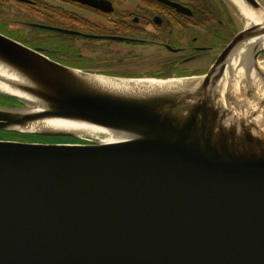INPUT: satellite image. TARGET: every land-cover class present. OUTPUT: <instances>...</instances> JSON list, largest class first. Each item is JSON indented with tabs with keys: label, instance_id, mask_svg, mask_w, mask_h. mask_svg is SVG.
I'll list each match as a JSON object with an SVG mask.
<instances>
[{
	"label": "water",
	"instance_id": "1",
	"mask_svg": "<svg viewBox=\"0 0 264 264\" xmlns=\"http://www.w3.org/2000/svg\"><path fill=\"white\" fill-rule=\"evenodd\" d=\"M230 1L242 31L207 73L163 84L72 68L0 33V84L15 91L0 96L17 103L0 105V131L80 141L0 139V264H264V6Z\"/></svg>",
	"mask_w": 264,
	"mask_h": 264
},
{
	"label": "flooded vegetation",
	"instance_id": "2",
	"mask_svg": "<svg viewBox=\"0 0 264 264\" xmlns=\"http://www.w3.org/2000/svg\"><path fill=\"white\" fill-rule=\"evenodd\" d=\"M105 1L112 4V11H101L69 0H0V28L8 27L13 31L35 33L37 38L50 39L48 47L34 49H43L51 59L85 72L126 78L166 79L207 73L244 27H235L241 21V14L230 0ZM15 5L25 6L27 14L20 18L16 16L15 20L1 16L5 13L4 8ZM106 7L110 8L107 4ZM41 26L68 29L100 38L66 34ZM0 33L27 45L23 39L13 37L1 29ZM113 37L129 40L119 42ZM78 40L92 43L98 49H107L113 58L105 61L106 64L136 58L154 59L156 64L153 63L151 69L140 76L121 75L113 70L100 69L103 66L93 69V64L91 67L80 63L70 64V61L61 57L62 52L73 50L75 59L90 57H83ZM137 46L143 48V51H134ZM192 65L203 66L200 70H191ZM16 105L15 101H11L5 106ZM6 134L18 133L0 131V139L19 140L4 138Z\"/></svg>",
	"mask_w": 264,
	"mask_h": 264
},
{
	"label": "rangeland",
	"instance_id": "3",
	"mask_svg": "<svg viewBox=\"0 0 264 264\" xmlns=\"http://www.w3.org/2000/svg\"><path fill=\"white\" fill-rule=\"evenodd\" d=\"M263 6H264V0H259ZM4 12L2 13L1 16L7 17L8 19L11 20H15L16 16L18 18H20L22 15H26L27 14V9L25 8V6H13L12 8H4ZM241 16V21L237 22L238 26H235L236 28H241V26L245 25V19L243 18L242 15ZM13 23V22H12ZM2 31H4L5 33L9 34V35H13V37H18L20 39H23V41H25V43L33 48H45L46 46L48 47V45H50L47 42H50L48 39L45 38H37V34L35 33H28L26 31H13L10 28H0ZM18 32V33H17ZM56 37V36H55ZM55 37H51L55 38ZM58 38V37H56ZM63 44V43H61ZM78 44H80V51L83 54V57H88L90 55L89 58H76L73 55V50H67L66 52H62L61 57L65 58L67 61H70L68 63L70 64H83L84 66H90L93 64V69H97L100 66V69L102 70H107V71H114L118 74L124 75V74H133L136 76H140V75H144L146 74V72H148L151 67L153 66V63L156 62V60L154 59H150V60H141L139 58H136L135 60H131V61H125V62H114V63H108L106 64L105 61H108L110 58H113V55L111 53H109V51L107 49H98L99 47L95 46L92 43H85L84 40H78ZM62 46V45H61ZM138 51H143V48L141 47H135L134 51L137 52ZM134 53V52H133ZM137 54V53H135ZM261 60H264V55L261 56L260 58ZM86 60V61H84ZM91 60V61H90ZM110 64V65H109ZM156 64V63H155ZM203 65H192L190 67L191 70H200L202 68ZM4 138H16V139H24L27 141H37V142H52V143H56L59 140L55 139V138H51V137H39V136H31V135H18V134H6L4 135Z\"/></svg>",
	"mask_w": 264,
	"mask_h": 264
},
{
	"label": "bare ground",
	"instance_id": "4",
	"mask_svg": "<svg viewBox=\"0 0 264 264\" xmlns=\"http://www.w3.org/2000/svg\"><path fill=\"white\" fill-rule=\"evenodd\" d=\"M238 1V0H237ZM241 7L243 8V13L244 15L249 19V21H257V18L253 16V14L247 10L245 7H243V4L240 2ZM246 9V10H244ZM0 73L2 71L0 70ZM176 79H171L170 81H174ZM179 80V79H178ZM139 82H147L151 84H163V81H158V79H141ZM0 88L4 89L5 91H10V92H15L11 90L8 86H5L3 84H0ZM47 125H49L51 128H57V129H66V130H71V131H80V132H85V133H90L91 135L97 136L99 140H101L104 143H111V142H116L118 140L117 137L99 127L95 126H89V125H84V124H76V123H69V122H48Z\"/></svg>",
	"mask_w": 264,
	"mask_h": 264
},
{
	"label": "trees",
	"instance_id": "5",
	"mask_svg": "<svg viewBox=\"0 0 264 264\" xmlns=\"http://www.w3.org/2000/svg\"><path fill=\"white\" fill-rule=\"evenodd\" d=\"M66 14H68V12ZM11 101H15V100L0 96L1 105H9L11 103ZM33 137H35V136H33ZM39 137H41V136H39ZM43 138H45V137H43ZM51 138L58 139L59 140L58 142H80V141H77V140H75L73 138H69V137H51Z\"/></svg>",
	"mask_w": 264,
	"mask_h": 264
}]
</instances>
